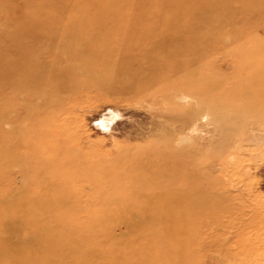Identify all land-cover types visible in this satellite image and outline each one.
<instances>
[{"label":"rangeland","instance_id":"374dc122","mask_svg":"<svg viewBox=\"0 0 264 264\" xmlns=\"http://www.w3.org/2000/svg\"><path fill=\"white\" fill-rule=\"evenodd\" d=\"M162 193L165 240L120 214ZM26 212L64 251L36 264L100 230L97 264H264V0H0V221Z\"/></svg>","mask_w":264,"mask_h":264},{"label":"bare ground","instance_id":"6f19581e","mask_svg":"<svg viewBox=\"0 0 264 264\" xmlns=\"http://www.w3.org/2000/svg\"><path fill=\"white\" fill-rule=\"evenodd\" d=\"M185 1L187 2V0H185ZM186 83L187 82H185V84ZM187 84H188V86H190L191 89H192V87L194 89V86H195L194 84H192L191 82L187 83ZM146 168L147 167L145 166L142 169H146ZM147 169H149V168H147ZM134 195H137V191L134 193ZM172 198H173V195L167 194V193L166 194L162 193L159 195V197L156 199V201L148 202L147 204L142 206L138 211H136V212L127 211V212L120 213V214H122L121 216L124 219L125 218L126 219H130V218L139 219L140 216H142V215L143 216L148 215L150 218L153 219L154 217H157L160 215L161 220L158 219V222L161 223L162 226L158 229V232L154 233L153 235L157 234L158 237L160 236V238H163V240H165L169 236H172L175 234H181V233L183 234V232H184V227L182 225H176L173 228V227H168V226L164 225L168 222V220L162 221L164 216H165V218H167V213H169L170 215H173V216L178 215V214L175 215V212L173 211V210H175V208L170 207V202L173 200ZM175 200L179 201L178 199H175ZM180 202H181V200H180ZM26 215H27V221L28 222H26V223L25 222H18L15 226H14V223H12V221H10V220L0 221V264H19L21 261H24V260H27L28 264H32L33 262L31 261V259H33V261H34L41 254H46L49 256L51 255V253H53V254L54 253L64 254V251H61L57 246H53L52 244H48L47 246H49V247H46V243L44 240L48 239L49 237L52 238V236L55 237V235H56L55 228H48V229L43 228V229L37 230L38 229L37 225H40V224H43L42 226L47 225V221L45 222L43 220V219H45L44 216H41V218L38 216H36V217L33 216V217L41 220L40 223H36L38 221H34L33 217L32 218L28 217L27 212H26ZM29 220H30V224L34 226L33 227L34 232L31 235V238H29L27 241H21L20 242V239H18L17 241L13 242L12 241L13 235H17V238H21L20 233L25 232V231H23L24 228L28 229ZM153 221H154V219H153ZM10 223H12V224H10ZM3 227H4V229H3ZM132 229L133 228H131L130 230H132ZM3 230L6 231L7 236H5V234L3 233ZM147 230H149V229H147ZM100 233L102 234L101 230H100ZM100 233L95 234L96 237L98 236L97 238L93 239L92 237H95V236L91 237V241L94 244V246H91L89 248V250L87 251L88 257L84 260V262L83 261L81 262L82 264H97V262H95V259H96L95 255L97 254L95 250H97L98 246H95V244L99 241L98 239H101ZM137 234L141 235V233H137ZM141 237L144 238V236H141ZM68 240H70V239H66L64 241H68ZM10 241L12 244L16 243L17 246H19V249H20L19 252L14 251L15 247L13 248V246L10 244ZM67 243L68 244L63 245V248L69 246V242H67ZM77 244H78V246H87V242L85 244H82V243H79V240L76 242V245ZM136 244L137 243H132V242L124 243V242L116 241V247L118 248L117 250L120 251V254L117 257L110 258V259L106 260V262H104V263L105 264H128L132 260H134V261L138 260L139 261V259L141 257L143 259L142 255L146 254L147 259L145 258L146 257L145 256L144 259L142 260V263H140V262L137 263L136 261L135 262H136V264H150V262H148L147 260L149 258H151L153 255L148 253V252H150L149 247H147V251H142V249L144 250L146 247L139 245V244L136 245ZM153 244H155V243L153 242ZM70 245L74 247L75 243L73 242ZM54 247L56 249L53 252L48 253L49 250H51ZM93 247H95V248H93ZM98 252H100V251H98ZM150 255H152V256H150ZM58 256H60V255H58ZM53 257H54V255H53ZM155 259H156V256H155ZM150 260L152 261V259H150ZM71 261L72 260H69V263H71ZM164 263L167 264V262H164V260H163V263H158V262L156 263V261H154L151 264H164ZM179 263L185 264L182 261V259L179 260ZM33 264H36V262H34ZM50 264H57L55 261V258H52L50 260Z\"/></svg>","mask_w":264,"mask_h":264}]
</instances>
